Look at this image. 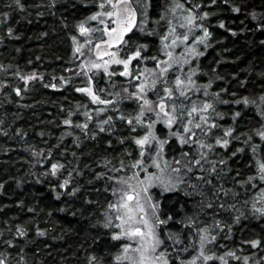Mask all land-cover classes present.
I'll use <instances>...</instances> for the list:
<instances>
[{
    "label": "snow or ice",
    "instance_id": "snow-or-ice-1",
    "mask_svg": "<svg viewBox=\"0 0 264 264\" xmlns=\"http://www.w3.org/2000/svg\"><path fill=\"white\" fill-rule=\"evenodd\" d=\"M219 2L81 0L91 10L73 25L70 34L71 63L79 61L77 70L67 69V77L52 75L43 87L59 90L71 86L73 78L84 77L74 90L96 107L77 103L62 118L64 130L55 144L49 146L45 140V147L26 144L25 150L34 158L33 167L43 168L37 182L46 180L57 200L81 191L76 178L85 171L91 175L89 185L103 181L104 191L111 193L113 199L107 201L100 221L108 229L109 243L100 255L88 253L85 264H264V256L242 255V245L264 251V238L245 239L242 235L232 248L221 243L232 240L236 231H246L247 226L240 227L243 221H264V91L245 95L227 87L214 91L216 81L224 80L218 74L202 81L207 73L201 57L211 47L213 25L209 21L217 15L214 9ZM62 3L40 0L29 5L25 0H11L4 5L11 11L0 12V26L9 23L12 11L24 13L34 7L39 9L37 17L45 15L44 9L54 16ZM223 4L232 13L242 11L234 0H223ZM247 15L256 22V30L264 32V11L254 9ZM62 20L68 28L66 18ZM217 26L236 35L223 19ZM6 36L20 38L11 26L6 28ZM4 39L0 35V42ZM11 68V64H0V70L23 85L0 80V90L11 88L21 100L33 82L45 80L43 73L25 74L19 66L15 71H9ZM258 75L264 81V71ZM246 84L247 80L240 81L242 88ZM76 115L83 120L73 119ZM250 119L256 124L247 128ZM4 123L0 119V135L13 138L2 127ZM14 135L23 139L28 133L15 128ZM37 135L44 137L45 132ZM113 136L122 148L116 163L107 154L114 150ZM66 137L72 138L71 159ZM86 141L93 147L106 142L105 154L93 160L95 153L84 152ZM246 153L251 155L246 167L255 171L238 179L241 173L236 170L232 187H226L233 172L230 161ZM82 158L89 160L83 168ZM4 188L0 183V190ZM250 190L255 194L249 197ZM27 211L34 213L35 209ZM3 224L0 264H35L28 257L30 245L47 236V230L34 219L18 224L4 220ZM33 230L35 237L30 236ZM102 240L97 236L94 247L99 249Z\"/></svg>",
    "mask_w": 264,
    "mask_h": 264
},
{
    "label": "trees",
    "instance_id": "trees-1",
    "mask_svg": "<svg viewBox=\"0 0 264 264\" xmlns=\"http://www.w3.org/2000/svg\"><path fill=\"white\" fill-rule=\"evenodd\" d=\"M10 2L11 0H0V12L11 11L4 7ZM25 2L31 5L39 3L40 0H25ZM234 2L241 6L240 13H232L230 7L225 6L223 0H220L214 9L217 15L210 18L209 22L213 25L211 29L213 38L211 47L207 49L205 56L201 57V67L207 73L202 76V81L206 82L212 75L218 74L224 77V80L216 81L213 85L214 91L219 87H227L230 92L235 91L239 95L259 94L264 91V81L258 75L264 71V44L260 43L264 40V32L256 30V22L252 21L247 13L254 9L258 12L264 11V0H234ZM73 4L76 5L74 8ZM38 10L29 7L24 13L12 11L9 23L0 26V35L5 36L4 41L0 42V64L5 66L11 64L12 68L9 71H15L19 66L25 74L36 71L45 76L44 82L38 80L32 83V87L25 93L22 100L16 97L11 88L0 90V119L5 121L2 127L9 131V136L13 137L10 139L0 135V183L5 184V188L0 190V229L6 227L3 224L4 220L18 224L34 219L40 228L47 230L48 234L37 238L35 244L30 245L31 250L28 252L30 261L34 260L35 264H85L88 253L95 251L97 255H100L109 243L108 229L103 228L100 221L104 218L107 201L113 199L111 193L104 191L103 181L89 185L87 181L91 179V175L85 171L83 177L76 178L81 191L75 196L63 194L57 200L44 177H40L41 180H45L44 183L37 182V175L43 171V168L40 165L33 167L34 158L29 151L25 150V145L34 144L38 148H43L45 140L48 141L49 146L55 144L64 130L61 120L67 116L68 109L75 110L77 103L96 107L90 103L86 95L74 90L75 86L82 85L80 81L82 77L73 78L71 86H65L59 90L43 87V83L50 82L52 75L67 77L69 76L67 69L77 70L75 69L77 61L75 64L71 63L73 46L70 34L74 32L73 25L91 9L85 7L81 0H63L62 5L55 10L54 16L44 9L45 15L37 17ZM62 17L66 18L68 28L63 26ZM219 19L225 20L227 26L231 27L236 35L220 29L217 26ZM8 26L13 27L19 39L6 36ZM156 43L158 44V41ZM28 61L32 63L29 64ZM216 61L220 63L217 64ZM213 69L216 73L212 72ZM0 80H9L21 87L23 85V82L3 70H0ZM244 80H247V84L242 88L240 81ZM5 92L8 95H5ZM9 97L11 103H9ZM22 105L28 106L22 107ZM79 111L82 112L83 109ZM16 117L19 118L16 119ZM73 119L83 120V116L76 115ZM255 124L256 120L250 119L246 127L251 128ZM9 125L11 128L8 127ZM15 128H22L28 135L23 139L16 137ZM41 130L45 132L44 137L37 135ZM48 133L53 135L49 136ZM118 135H120L119 132L116 133V136ZM112 139L114 150H109L107 154L109 157H115L113 163H116L122 148L115 142V136ZM71 141V137L65 138V146L70 149L69 159H71L70 152L73 150ZM9 147L12 150L5 151ZM105 148L106 142L93 147L92 142L86 141L84 152L95 153L92 157L95 160L98 156L105 154ZM250 159L251 155L246 153L230 161L233 172L225 181L226 187H232V176H235L236 170L241 173L238 179H246L250 172L255 171L254 167L251 169L246 167ZM85 163H89V160L82 158L80 167L83 168ZM93 167L95 170H102L96 165ZM60 191L65 192L63 189ZM254 194V191L250 190L247 195L250 197ZM19 202H22V206ZM29 207L34 208L35 212L29 213L27 211ZM49 212L51 215L48 214ZM13 217L17 219L12 220ZM244 226H247L246 231L243 233L236 231L232 240H221V243L232 248L240 243L242 235L245 239L264 238V221L249 219L243 221L240 227ZM30 236L35 237L34 230ZM97 236L103 238L99 249L94 247ZM242 247L245 250L242 255L256 253V258L264 256V251L252 249L248 245H242ZM36 248H39L38 253L35 252ZM109 250L116 251L115 248Z\"/></svg>",
    "mask_w": 264,
    "mask_h": 264
},
{
    "label": "rangeland",
    "instance_id": "rangeland-1",
    "mask_svg": "<svg viewBox=\"0 0 264 264\" xmlns=\"http://www.w3.org/2000/svg\"><path fill=\"white\" fill-rule=\"evenodd\" d=\"M79 64V61H77V64L76 65H78ZM76 69V68H75ZM81 78V77H80ZM121 79H123V78H121ZM82 83L84 82V77H82L81 78V80H80Z\"/></svg>",
    "mask_w": 264,
    "mask_h": 264
}]
</instances>
